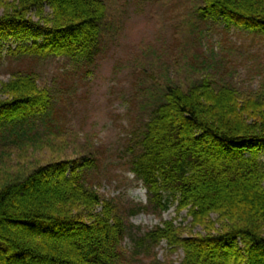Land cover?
Returning a JSON list of instances; mask_svg holds the SVG:
<instances>
[{"label":"trees","instance_id":"obj_1","mask_svg":"<svg viewBox=\"0 0 264 264\" xmlns=\"http://www.w3.org/2000/svg\"><path fill=\"white\" fill-rule=\"evenodd\" d=\"M203 1V18L264 32V0ZM0 4V32L17 37L9 50L14 57L62 56L92 65L102 52L104 0ZM34 12L48 29L42 41L30 33ZM51 105L50 91L33 72L16 71L1 83L0 122L30 120ZM263 150L264 97L242 96L209 78L187 90L169 85L123 155L148 190V204L125 210L117 200L104 199L83 168L96 167L94 158L39 165L0 189V264H139L149 258L150 264H163L154 253L162 241L184 249L180 263L168 264H264ZM175 204L203 231L185 236L174 219L166 220L128 253L127 218Z\"/></svg>","mask_w":264,"mask_h":264},{"label":"rangeland","instance_id":"obj_2","mask_svg":"<svg viewBox=\"0 0 264 264\" xmlns=\"http://www.w3.org/2000/svg\"><path fill=\"white\" fill-rule=\"evenodd\" d=\"M104 1L108 11L102 52L92 65L62 56L14 57L9 50L17 46V37L0 32V87L14 72L28 71L52 95L45 114L0 122V189L39 165L94 158L96 167L83 168L89 185L104 199L117 200L125 210L133 203L147 205L148 190L127 168L123 155L167 86L187 90L209 78L242 96L264 97V32L203 18V0ZM45 13H51L49 6ZM30 18V33L44 40L46 24L35 12ZM21 35L27 34L22 30ZM172 219L185 236L203 231L192 227L187 210L178 211L177 204L164 212L149 207L127 218L123 247L134 251L146 231ZM154 253L163 264L180 263L185 255L183 248L166 241Z\"/></svg>","mask_w":264,"mask_h":264}]
</instances>
